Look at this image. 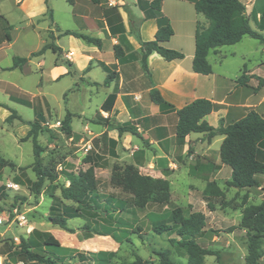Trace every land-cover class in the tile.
<instances>
[{
  "label": "rangeland",
  "instance_id": "374dc122",
  "mask_svg": "<svg viewBox=\"0 0 264 264\" xmlns=\"http://www.w3.org/2000/svg\"><path fill=\"white\" fill-rule=\"evenodd\" d=\"M80 4L77 3L76 6L79 7ZM50 7L54 11L56 26H60L63 30H79L80 21L73 16V5L68 0H50ZM0 11L14 26L12 29L14 46L3 49L0 55V65L9 67L13 64L14 55H27L44 45L47 39L46 30L51 28V20L47 15L39 24V30H24L25 26L19 23L20 13L16 8V0H0ZM201 17L206 21L203 15ZM250 24L255 28L253 21ZM69 39H71L69 36L63 37L60 45L69 48ZM77 41L84 47L89 46L82 40ZM175 42L176 40H173L172 44ZM122 44L127 51L132 50L126 38L122 39ZM219 51V54L211 52L208 57L215 77L220 75L229 83L234 82L241 76L246 65L248 70L264 78V42L246 36L235 45L220 47ZM53 58V53L49 51L45 56V64L50 65ZM109 58L110 56L106 54L104 60L108 61ZM32 68H35V63ZM136 75V79L141 78L140 74ZM90 76L97 82H103L106 74L100 67H96ZM41 78L40 73L36 72L22 78L18 70L2 73V80L10 85L3 83L0 86V157L16 163V168L6 167L0 171V217L5 219L4 225H0V259L3 264H25L20 257L9 254L10 239L15 237L29 238L35 245V251L50 256L59 263L75 264L77 254L80 252L105 250L115 252L113 264H132L138 256L149 264H156L158 258L154 252L164 249L171 250L175 260L185 263V253L172 244L173 240L178 239L175 232L157 235L152 231L154 222L166 221L169 218L174 205L183 208L186 215L191 212L205 214L206 233L198 242L213 255L206 256L204 264H246L245 232L229 231L240 223L245 201L254 205L263 201L264 186L263 189L237 191L224 183L225 201L229 204L226 207L221 206L218 200L214 203L215 209L211 211L203 197L204 183L206 179L211 178L210 175L205 171L199 180L192 178L190 170L195 164L192 160L193 156L196 157L194 150L193 153L183 152L177 156L173 153L170 138L157 144V132L154 127L157 124L163 125L169 137L175 132L176 118L173 114L160 111L146 92H140L131 98V109L127 108L130 115L125 113L121 102L117 107L122 109V114L119 117L117 114L114 115L115 122L131 119L137 123L142 138L133 136L131 145L127 149L123 148L120 155L113 157L106 142L107 138L100 137L102 141L98 148L100 154H95L99 156V164L95 168L98 191L103 201L109 197L131 201V195L125 193L121 187L113 185L111 179L114 166L123 169L133 165L142 175L169 180L172 204L151 203L144 210H136L133 216L116 213V216L133 223L134 230H128L127 234L116 231V234L122 238L121 243H117L111 237L85 236L82 231L85 221L82 219L68 221V226L74 229L75 233H69L53 225L48 220L49 209L53 196H60V188L69 185L66 174L86 171L90 167V164H85L84 159L93 145L92 141L98 134L99 126H103L107 118V115L100 111L99 104L105 97L106 91L104 88L101 89L98 98L90 101L84 92L85 86L74 77L52 83L45 77L43 86V83L40 84ZM140 81L143 82L142 79ZM78 86L81 87L80 90ZM71 89L77 90L68 91ZM89 90L95 91L93 88ZM21 99L25 101L21 102ZM35 106L42 109L46 118L42 126L43 133L38 138V144L42 148L41 162L44 168H52L53 173L57 175L54 182L47 180L44 183L39 195L32 192V184L36 181V174L32 168L35 161L33 141L23 140L26 137L24 128L29 127L27 122L37 118ZM6 107L8 111L16 110L25 123L16 119L11 122L2 120L1 109ZM67 112L76 114L72 125L74 129L81 131L73 140L60 131V122ZM137 118L140 119L136 120ZM50 144L53 146L49 147ZM191 144L193 142H190ZM212 157L214 158V153ZM59 167L62 170H59ZM228 170L231 178V169ZM261 181L264 185V178ZM67 203L75 206L72 202ZM14 209H18L20 214L26 216L23 225L15 218ZM138 227L140 230H137ZM49 236L55 237L60 242L59 248L44 246V241ZM260 264H264L263 258Z\"/></svg>",
  "mask_w": 264,
  "mask_h": 264
},
{
  "label": "trees",
  "instance_id": "16d2710c",
  "mask_svg": "<svg viewBox=\"0 0 264 264\" xmlns=\"http://www.w3.org/2000/svg\"><path fill=\"white\" fill-rule=\"evenodd\" d=\"M97 2V0H92ZM164 0H149L143 2L138 0L137 6L144 13L145 17L135 19L132 15L131 33L135 36L140 45L141 66L145 76L151 81L148 59L152 54L160 55L168 62L181 61L185 59V54L181 51L167 48L164 44L169 42L174 35L172 25L167 17L162 13V3ZM195 9L202 14L207 20V27H197L195 35V54L192 64V71L201 75H210L212 66L208 61L211 51L217 50L223 46H232L242 41L246 36L252 39L264 42V11L261 13L260 21L257 24L258 30H254L250 25V18L246 14V7L241 0H197ZM106 14H110L108 22L116 24L112 27L114 34H125L121 15L117 7H109ZM48 16L53 17L52 10L48 6ZM146 19H155L158 24V31L153 41H142L139 34V27ZM137 20V26L133 21ZM64 36H73L81 39L88 44L97 48H102V41L98 38L91 37L75 31H65ZM50 42L44 45L39 51L32 53L30 58L43 55L47 50H52L58 54L61 49L54 43L55 36L50 33ZM5 40L11 41L10 28L5 32ZM115 57L121 62L125 60V53L120 45L114 46ZM30 58L14 57L13 66L3 71L22 68ZM70 74H73V64L67 61ZM102 68L107 73L104 81L105 86H109L117 79V72L112 71L108 66L102 64ZM247 67L244 66L243 73L238 78V84L248 86L250 78L258 81L257 88L264 87V78L247 75ZM150 100L159 106L162 112H173L177 117L175 126L176 150H180L186 142L187 137L192 133L206 134L209 140L216 136L224 137L220 147L221 163L228 166L232 173L231 179L226 182L227 187L237 188L240 190L259 188L261 180L259 176L264 177V117L255 110L249 111L243 118L229 124L224 121L220 122L219 127L210 126L204 118L210 115L217 106L207 99H197L181 109L175 107L162 97L160 91L151 88L149 91ZM117 96L111 94L102 105V110L111 113ZM24 99H21V102ZM37 118L33 122H27L31 127L27 136L23 140L32 139L34 145L35 161L33 171L36 174V181L32 184V192L39 195L42 186L48 180L54 182L57 175L53 169L44 168L41 162L40 154L42 148L38 144V136L43 132L42 123L45 117L42 109L34 107ZM11 115L6 122L14 119L25 121L18 115L16 110L9 109ZM73 115L67 112L66 116L60 123V131L68 138L73 135L72 130ZM105 125L110 130H116L119 136L124 133H130L142 138L138 128L131 122L113 123L110 116L105 119ZM116 143L115 141H111ZM85 163L92 164L86 171L78 173H67L66 179L69 185H63L60 188V196H53L52 205L49 209L48 220L55 226H59L69 233H75V230L68 226V221L73 219H82L85 225L82 228L85 236L92 235L111 237L117 243H121L122 238L116 234V231L127 234L128 230L133 231V223H129L116 213H127L134 215L136 210H144L151 203L172 204L171 203V184L167 179L151 178L142 175L136 167L128 165L121 169L114 166L111 182L113 185L121 187L125 193L131 195V201L119 200L109 197L102 200L98 191V183L95 176L94 158L89 153L84 159ZM9 167L16 168L13 161L0 157V171ZM194 173V169L190 170ZM225 192L221 189L216 181L207 180L206 187L203 191V197L208 208L213 211L214 203L219 200L221 206H228L225 201ZM247 197H245V200ZM72 202L74 205L68 204ZM241 221L237 226L230 229L243 230L245 232L244 240L247 245V255L245 256L246 264H260L264 256V196L263 201L258 204H247L242 206ZM206 216L201 212H191L185 214L184 209L174 205L169 218L166 221H157L152 224V231L157 235L175 232L178 239L172 241V244L182 250L186 256V262L182 263L175 260L169 249L157 250L154 254L158 258L156 264H204L205 257L213 253L201 246L198 242L206 233ZM140 230V227L137 228ZM20 242L16 244L14 238L10 239V253L13 256L20 257L25 264L33 262L36 264H68L59 263L50 256L43 255L35 251V245L29 238L20 237ZM44 246L49 248H59L60 242L53 236H49L44 241ZM113 251H97L77 254V263L75 264H113L115 258ZM6 264V263H4ZM132 264H149L141 257H136Z\"/></svg>",
  "mask_w": 264,
  "mask_h": 264
},
{
  "label": "crops",
  "instance_id": "0c3cea01",
  "mask_svg": "<svg viewBox=\"0 0 264 264\" xmlns=\"http://www.w3.org/2000/svg\"><path fill=\"white\" fill-rule=\"evenodd\" d=\"M68 1L73 5V16L80 21L79 30H63L60 26H56L54 24V11L50 7V0H16V8L20 13L19 23L25 26L23 27L24 30H39V24L48 15L49 6L52 10L53 17L50 19L51 28L46 30L47 39H45L44 45L51 41L49 35L52 33L55 36L54 43L61 49V52L56 54L52 50H47L41 56L30 58L32 53L39 51L44 46L43 45L39 50L31 51L27 55H14L12 57V62L14 57L30 58V60L22 66V68L7 71H20L21 78L34 72L40 73V76L42 77L40 84L43 83L42 86L44 85L43 80L45 77H47L51 83L58 82L67 77H74L85 86L84 92L87 94L90 101L98 98L99 91L104 88L106 92L105 97L99 103L101 105L100 111L105 113L107 118L110 116L113 123L115 122L114 115L117 114L119 117V115L122 114V109L120 110L117 107L119 102L123 105L125 113L130 115L127 108L131 109V98L140 92H146L149 96V91L152 87L158 89L165 101L173 105L177 110L197 99L210 100L217 106V108L210 115L206 116L204 120L214 128L219 127L221 121H224L225 124L237 121L243 118L251 110H255L264 117V87L257 88V79L250 78L248 86H242L238 84V78L234 82L229 83L223 78V76L218 75L215 77L213 68L210 75H201L192 71L197 27H207L208 25L207 20L203 21V19H201L202 14H199L195 9V2L197 0L163 1L162 13L169 19L174 31V35L171 40L164 45L168 48L183 52L185 54V59L181 61L168 62L160 55L156 53L152 54L148 59L151 81L145 76L142 70L140 45L135 36L131 33L132 22L130 20V16L132 15L135 19L145 17L144 13L137 6L138 0H97V2H93L92 0ZM145 1L148 2L149 0H143V2ZM241 1L246 7V14L250 18V23L251 21L254 22L255 28L251 27L254 30H258L257 24L260 21L261 13L264 11V0ZM77 3H81L79 7L76 6ZM109 7H117L122 18L125 34H114V32H112V27L115 28L116 24L112 22L110 24L108 22V17L110 18L111 15L106 14V10ZM133 24L137 26V20L133 21ZM13 27L14 26L10 24L8 19L0 11V55L2 54L3 49L12 48L14 46L15 38L12 35ZM7 28H10V34L12 37L11 41L5 40V32L7 31ZM68 30L100 39L102 41V48L99 49L86 42L85 43L89 46L84 47V45H80L77 41L81 39H77L73 36H69L71 38L69 39V48L61 46V39L66 37L62 35V33ZM157 31L158 24L155 19H146L139 27V34L144 42L153 41ZM261 33L264 35V31ZM124 38L128 40L132 48L131 51L124 49L122 44V39ZM173 40H176L175 44H172ZM115 45H120L125 53V60L121 63L115 57ZM49 51L53 53L54 58L52 59L50 65L47 66L45 64V56ZM211 52H214L215 54L220 53L219 48ZM106 54L110 56L108 61L104 60ZM67 61H70L73 64V74L69 73L70 69L66 64ZM34 63L35 68L33 69L32 65H34ZM102 64L108 66L112 71L117 72V79L109 86L104 85L106 77L103 82H97L90 76L96 67H100L103 72H105L102 68ZM12 66L13 64L9 67H2L0 65V86L3 83L8 84V86L10 85L8 82L2 80V73L5 72L2 69H9ZM247 71V75L249 77L253 75L258 76L252 70L247 69ZM105 74L107 76L106 72ZM136 74H140L141 78L136 79ZM141 79L143 80L142 83L140 81ZM86 87L88 89H86ZM89 88H93L95 91L89 90ZM78 89L80 90L81 87L78 86ZM75 90L77 89H71L68 91ZM111 94H116L117 99L112 112L109 113L102 110V105ZM46 102L49 104L47 99ZM157 107L159 108V106ZM1 110L2 120L6 122V119L11 115V113L7 110V107L6 109ZM164 113L173 114L176 118L177 124V117L175 113ZM72 115H74L73 118L76 116L74 113H72ZM140 118H137L136 120ZM144 118L146 117L144 116ZM125 122H131L139 128V125L134 123V121H131V119H127L125 121L120 120L115 123ZM44 124L45 121L42 123V126ZM71 126L73 135L69 139L73 140L76 134L81 133V131L74 129L73 125ZM99 128L100 129L97 130L98 134L96 135V138L92 141L93 145L90 147V150L87 151L86 156L89 153H92V155L100 154L98 151V148L102 143V141H100V137L107 138L106 142L110 154L113 157H117L120 155V151H122L123 148L127 149V147L131 145V138L134 135L124 133L119 136L116 130H110L105 125V121L104 125L99 126ZM154 128L157 132V144L163 142L167 138H170L173 153L177 156L181 155L183 152L184 154L187 152L193 153L194 150L196 157L194 158L193 156L192 158L195 162L193 166L194 173H190L192 178L199 180L201 175L206 171L211 178L205 180L204 189L206 187L207 180L216 181L226 195L224 183L226 184V182L231 178H229V167L222 164L220 159V147L224 137L216 136L209 140L206 134L192 133L187 137L185 145L180 150H176L175 132L168 137L165 129L166 127L163 125L157 124ZM24 130L27 136L31 127H25ZM111 141H115L116 143L114 144ZM190 142H193V144L190 145ZM52 146V144L49 145V147ZM213 153L214 158L212 157ZM93 158V163L98 165L99 156L95 155ZM85 164L87 165L90 163ZM91 165L92 164H90V166ZM258 178L261 180L264 177L259 176ZM261 182V187L259 188L263 189V181ZM67 183L69 184L68 181ZM231 189H236L237 191L240 190L237 188Z\"/></svg>",
  "mask_w": 264,
  "mask_h": 264
},
{
  "label": "built area",
  "instance_id": "2783aa9c",
  "mask_svg": "<svg viewBox=\"0 0 264 264\" xmlns=\"http://www.w3.org/2000/svg\"><path fill=\"white\" fill-rule=\"evenodd\" d=\"M59 170H62V168L59 167ZM13 212H14L15 218L21 223V225H23L26 222V216L20 214L18 209H14ZM4 223H5V219L3 217H0V225L3 226ZM14 241L16 242V244L20 242L18 237H15ZM263 259H264V256H263ZM0 264H3L2 259H0Z\"/></svg>",
  "mask_w": 264,
  "mask_h": 264
}]
</instances>
